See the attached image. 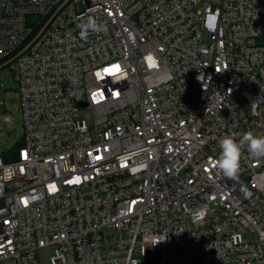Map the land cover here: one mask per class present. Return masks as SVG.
Returning a JSON list of instances; mask_svg holds the SVG:
<instances>
[{"label":"built area","instance_id":"2783aa9c","mask_svg":"<svg viewBox=\"0 0 264 264\" xmlns=\"http://www.w3.org/2000/svg\"><path fill=\"white\" fill-rule=\"evenodd\" d=\"M88 15L107 32L81 40ZM4 67L0 264H264V158L215 164L264 135V0H0Z\"/></svg>","mask_w":264,"mask_h":264},{"label":"rangeland","instance_id":"374dc122","mask_svg":"<svg viewBox=\"0 0 264 264\" xmlns=\"http://www.w3.org/2000/svg\"><path fill=\"white\" fill-rule=\"evenodd\" d=\"M35 18L29 19L33 25ZM0 78L3 80V106L0 107V154L14 151L24 141V123L22 120L21 102L17 89V82L9 67L0 68ZM80 115L84 117L91 126L93 123V112L91 109L82 108ZM8 117V122H5ZM153 255L160 256V251H154ZM50 249H42L39 255L41 264L50 263Z\"/></svg>","mask_w":264,"mask_h":264},{"label":"clouds","instance_id":"9594fccd","mask_svg":"<svg viewBox=\"0 0 264 264\" xmlns=\"http://www.w3.org/2000/svg\"><path fill=\"white\" fill-rule=\"evenodd\" d=\"M81 20L82 22L77 24L81 40H87L90 33L107 32L106 24L98 22L93 15H88L86 19L81 17ZM8 120L9 118L5 117V122H8ZM218 144L220 153L215 160V164L219 172L227 178L235 179L238 177L241 170L242 152L245 149L254 159L264 158V135L258 136L252 131L243 133L238 141L232 135H225L219 140Z\"/></svg>","mask_w":264,"mask_h":264},{"label":"snow or ice","instance_id":"6c2138e0","mask_svg":"<svg viewBox=\"0 0 264 264\" xmlns=\"http://www.w3.org/2000/svg\"><path fill=\"white\" fill-rule=\"evenodd\" d=\"M148 59H149V63H150V64H154V61L152 60L151 57H149ZM118 69H119V66H117V70H118ZM53 190H54V188H53Z\"/></svg>","mask_w":264,"mask_h":264}]
</instances>
